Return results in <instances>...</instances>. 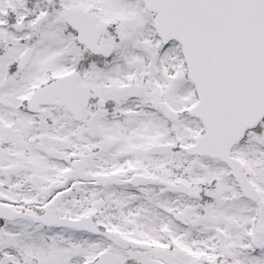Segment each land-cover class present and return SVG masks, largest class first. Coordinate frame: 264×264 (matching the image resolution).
<instances>
[{
  "label": "snow or ice",
  "instance_id": "1",
  "mask_svg": "<svg viewBox=\"0 0 264 264\" xmlns=\"http://www.w3.org/2000/svg\"><path fill=\"white\" fill-rule=\"evenodd\" d=\"M0 264H264V0H0Z\"/></svg>",
  "mask_w": 264,
  "mask_h": 264
}]
</instances>
